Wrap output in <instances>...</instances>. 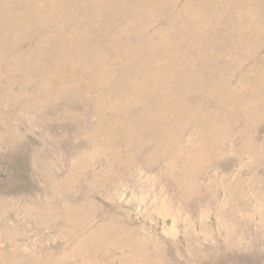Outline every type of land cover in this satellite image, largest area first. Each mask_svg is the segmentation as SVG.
<instances>
[{
    "label": "rangeland",
    "instance_id": "rangeland-1",
    "mask_svg": "<svg viewBox=\"0 0 264 264\" xmlns=\"http://www.w3.org/2000/svg\"><path fill=\"white\" fill-rule=\"evenodd\" d=\"M0 264H264V0H0Z\"/></svg>",
    "mask_w": 264,
    "mask_h": 264
}]
</instances>
